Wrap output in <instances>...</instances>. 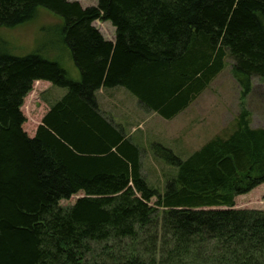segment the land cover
<instances>
[{"label": "trees", "instance_id": "obj_1", "mask_svg": "<svg viewBox=\"0 0 264 264\" xmlns=\"http://www.w3.org/2000/svg\"><path fill=\"white\" fill-rule=\"evenodd\" d=\"M94 1L0 0V28L41 8L57 17L79 75L47 47L14 56L0 39V264H264V210L234 208L264 184V128H251L249 112L185 159L151 144L176 168L160 192L96 96L120 87L170 120L229 57L245 98L252 77L264 78V0ZM95 21L111 23L113 41ZM36 81L66 92L29 136L21 107Z\"/></svg>", "mask_w": 264, "mask_h": 264}, {"label": "rangeland", "instance_id": "obj_2", "mask_svg": "<svg viewBox=\"0 0 264 264\" xmlns=\"http://www.w3.org/2000/svg\"><path fill=\"white\" fill-rule=\"evenodd\" d=\"M68 1H77L83 8L95 6L94 0ZM61 25L62 22L57 17L41 8L37 10L35 17L25 24L8 29L0 28V39L6 42L10 54L14 56H24L36 52L43 47H47L48 51L46 56L52 59H58L69 72L71 78L77 80L78 77H74L75 70L73 69L74 66L69 54L59 44L61 42L60 37L55 33L57 29H60ZM93 25L103 37L114 38V27L110 22L95 21ZM232 63L231 58H225L223 70L195 100L192 106V114H187V117L181 119V122L184 123L185 121L190 122L191 118L196 117L200 119L202 124L198 126V130L195 133H191V131L188 133L185 146L191 151L184 155L174 153L179 158H187L193 151L198 150L214 136L224 135V131L227 134L231 130L234 118L238 115L242 106L249 112L251 128H264V78L252 77L251 91L242 99L241 88L232 76ZM65 92V88H59L48 83H34L32 91L24 98L21 107V111L26 118L23 124V130L29 136L34 135L36 127L40 124L43 115L48 110V106L62 97ZM115 94L114 101H118V107L114 109L115 114H128L129 110H132L134 107L129 102L124 101L121 90H115ZM103 95L99 94L101 105H103ZM129 95L135 99L131 94ZM120 105L123 106L121 107ZM120 108H126L128 112H124ZM139 118L140 116L137 119ZM157 119L154 115L149 120L153 132L148 147L144 150L142 174L150 186L156 187L161 192L167 179L175 175L176 168L168 166L156 157L151 149L153 137L158 133L166 137L165 141L167 144L172 145V143L176 142L172 138H174L173 136L176 135L175 133L182 123L178 122V120H173L174 122L166 126V121L163 122L160 120L157 123ZM159 131H163L162 134ZM83 196L84 194L79 192L67 200L59 201L58 205L67 208ZM154 200L152 199L150 204ZM234 208L264 210V184L257 186L246 194L237 196L235 198Z\"/></svg>", "mask_w": 264, "mask_h": 264}, {"label": "crops", "instance_id": "obj_3", "mask_svg": "<svg viewBox=\"0 0 264 264\" xmlns=\"http://www.w3.org/2000/svg\"><path fill=\"white\" fill-rule=\"evenodd\" d=\"M105 39L109 40V41L114 40V38H111V39L105 38ZM73 69L75 70L74 77L79 78L77 70L75 68H73ZM78 78H77V80H78ZM35 83H43V84L48 83V84H50L49 82H46V81H36ZM115 90H121V92H123L122 97H123L124 101L129 102V104H131L134 107V108H132V110H129V112H128V109H126V108H120L122 111L128 112V114H126V113H120L119 115L115 114L114 109L116 107H118V105H117L118 101H114V95H116ZM99 94H104L102 97V102H103L102 104L103 105H101V103H100ZM129 94L127 93L126 90H124L123 88H120V87L111 88V89H101L97 92V103H98V107L100 108V110L105 115L109 116L115 124H117L119 127H121L125 131L126 135L129 138H131L132 141L141 149L142 157L145 155L144 150L148 147L149 141L151 139V134L153 132V129H152V125L150 124L149 120L154 115L158 118L157 123H159L160 120L163 122L166 121L165 122L166 126H168L169 124L174 122L173 120H178V122H180L182 124L178 127V129L175 133L176 135L173 134L174 138H172V140H174L176 142L172 143V145L167 144L165 141L166 137H164L158 133H157V135H155V137H153L152 143L161 144L164 147L172 150L173 153H178V154H182V155L191 151L190 149H188L187 146H185L186 140L188 139V133L190 131H191V133H193V132L195 133L196 130H198V126H200L202 123L200 122V119L199 118L197 119L196 117H193V119L191 118L190 122L185 121L186 124H184L185 122L184 123L181 122V119L187 117V114H192V112H191V111H193L192 106L195 103L196 99L193 102H191L187 108H185L183 111L179 112L174 118H172L170 120H165V119L161 118L160 116H158L157 114L153 113L152 111H148L145 108H143V106L140 103H138L137 99L135 97H134L135 99H133L132 97H130ZM120 106L122 107L123 105H120ZM102 107H104V108H102ZM138 116H140L139 119H137ZM159 132L162 134L163 131H159ZM168 133H169V131H168ZM142 160H143V158H142Z\"/></svg>", "mask_w": 264, "mask_h": 264}]
</instances>
